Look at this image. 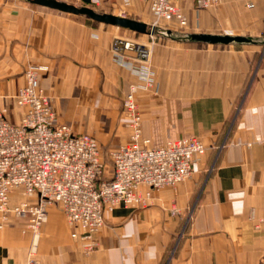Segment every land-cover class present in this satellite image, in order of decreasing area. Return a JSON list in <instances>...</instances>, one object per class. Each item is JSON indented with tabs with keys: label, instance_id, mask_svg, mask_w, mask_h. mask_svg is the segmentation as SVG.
<instances>
[{
	"label": "crops",
	"instance_id": "0c3cea01",
	"mask_svg": "<svg viewBox=\"0 0 264 264\" xmlns=\"http://www.w3.org/2000/svg\"><path fill=\"white\" fill-rule=\"evenodd\" d=\"M109 5L118 14L142 7L137 0H101L102 9ZM180 5L188 23L197 17L207 26L224 24L218 33L253 41L153 44L155 84L145 88L135 71L140 64L118 60L112 49L114 38L131 36V29L27 0H0V96L14 122L21 109L13 96L34 65L58 121L96 135L103 149L129 139L123 100L133 84L142 135L152 146L187 136L208 146L191 177L153 190L146 206L107 211L90 254L85 240L69 236L64 213L50 211L38 237L44 264H264V54L256 53L264 41V0ZM27 221L11 216L1 225L0 215V264L27 263L33 238Z\"/></svg>",
	"mask_w": 264,
	"mask_h": 264
},
{
	"label": "built area",
	"instance_id": "2783aa9c",
	"mask_svg": "<svg viewBox=\"0 0 264 264\" xmlns=\"http://www.w3.org/2000/svg\"><path fill=\"white\" fill-rule=\"evenodd\" d=\"M137 1L150 6L154 29L161 21H174L182 26L188 23L180 5L182 0ZM221 1L194 0L200 9ZM112 49L118 60L140 64L135 71L143 75L145 88L154 86L149 62L151 49L146 44L115 37ZM39 71L37 66H28L25 80L15 95L16 105L24 109L20 122H13L0 107L1 225L11 214L28 218L27 228L34 239L26 264H44L38 256L35 237H39L53 204L61 207L73 228V236L85 240L84 251L90 254L98 247L95 235L104 225L107 211L121 204L146 206L153 190L191 177L196 157L208 149L197 136L152 146L150 139L142 135L137 102L139 85L133 84L123 100L129 139L106 151L112 164L111 175L106 176L98 137L78 133L70 124L58 121L51 95L40 85ZM18 191L21 198L14 201L13 194ZM174 212H178L176 207Z\"/></svg>",
	"mask_w": 264,
	"mask_h": 264
},
{
	"label": "rangeland",
	"instance_id": "374dc122",
	"mask_svg": "<svg viewBox=\"0 0 264 264\" xmlns=\"http://www.w3.org/2000/svg\"><path fill=\"white\" fill-rule=\"evenodd\" d=\"M83 3L84 2H80L77 5H82ZM100 3H101V0H97L96 2L91 0L90 6H92L93 8H95L96 10L101 11V12H111V13L113 12V10H114L113 7H111L109 5V6H107L108 9H102L100 6ZM138 3L142 4V7H139V8H137V10H135L131 6H126L125 12L119 13V15L129 16V17H133V18H136L138 20L144 21V22L149 24L150 28H152L155 18H154L153 12L150 9V6L146 2L138 1ZM211 7H213V6H211ZM211 7H208V8H211ZM115 14H118V13H115ZM214 26L213 27L207 26L205 24H202V21L197 19V17L195 18V20H192L190 17V22L187 23L185 26L184 25L182 26L178 22H174V21L170 22V23L166 22V21H161L157 25L154 26L155 29H154L153 33H139V32L133 31V30H129L131 36L129 35L127 38H131V39L136 40L138 42L144 43L150 49H152L151 46L153 44L169 43V42L172 43V42H177V41H192L201 47H225V46L229 45L230 43L229 44H211V43H207V42H203V41L192 40L188 37L192 33H204V32L218 33L219 31H223V26H225V25L222 24V26H221V24H220L219 26H216V27H214ZM218 34H223V33H218ZM259 38L264 40V30L262 31V34L259 35ZM256 53H257V55L264 54V41L262 43H259L258 46H256ZM151 55H152V50H151ZM151 55H150V60H149L150 64H151ZM32 66H34V65H32ZM15 95L13 96V98H14V105L13 106L14 107L16 106L19 109H21V112L19 115L20 119L18 121V122H20L24 109L22 107H19L18 105H16ZM1 99H2V97L0 96V107L2 108V110L5 111L7 117L13 121L14 118L12 117V115L10 117V115L7 112V108L5 107L4 104H2ZM13 106H12V108H14ZM10 113H12V112L10 111ZM18 122H15V123H18ZM101 149H102V156L106 162V176H110L111 171H112L111 160H110L108 153L106 152L107 149H103L102 146H101ZM52 210H57L60 213H64L58 204H53L50 207L49 214H50V211H52ZM0 215H1V213H0ZM11 216L24 217V216L11 214V215H9V217L6 221H8ZM26 219H28V218L26 217ZM48 220H49V217H48ZM48 220L43 223L40 231L42 230L44 225L48 222ZM65 222L68 226L69 236L73 239L77 238V237L80 238L79 236H77V237L73 236V234H72L73 228L69 225L67 218L65 219ZM27 223H28V221H27ZM25 227L27 228V224ZM33 239H34V237L32 238V242H33ZM80 239H82V238H80ZM37 241H39L38 238H37V240H35V243ZM37 248H38V246H37Z\"/></svg>",
	"mask_w": 264,
	"mask_h": 264
},
{
	"label": "water",
	"instance_id": "95a60500",
	"mask_svg": "<svg viewBox=\"0 0 264 264\" xmlns=\"http://www.w3.org/2000/svg\"><path fill=\"white\" fill-rule=\"evenodd\" d=\"M33 4L47 6L60 11L84 14L90 18L112 25L121 26L139 33H153L154 28L149 24L133 17L123 16L111 12H101L90 6L91 0H83L82 5H77L65 0H27ZM192 40L203 41L211 44H229L232 42L253 41L251 37L243 35L218 34V33H192L188 36Z\"/></svg>",
	"mask_w": 264,
	"mask_h": 264
},
{
	"label": "bare ground",
	"instance_id": "6f19581e",
	"mask_svg": "<svg viewBox=\"0 0 264 264\" xmlns=\"http://www.w3.org/2000/svg\"><path fill=\"white\" fill-rule=\"evenodd\" d=\"M38 236L35 237V240H37Z\"/></svg>",
	"mask_w": 264,
	"mask_h": 264
}]
</instances>
